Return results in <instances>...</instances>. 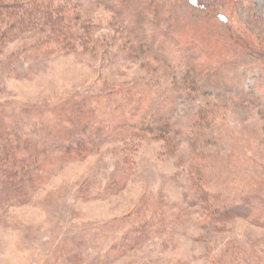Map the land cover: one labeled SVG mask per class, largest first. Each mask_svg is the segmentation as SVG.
Wrapping results in <instances>:
<instances>
[{"label": "rangeland", "instance_id": "obj_1", "mask_svg": "<svg viewBox=\"0 0 264 264\" xmlns=\"http://www.w3.org/2000/svg\"><path fill=\"white\" fill-rule=\"evenodd\" d=\"M54 1L80 37L1 45L0 138L83 154L0 183V264H264V0Z\"/></svg>", "mask_w": 264, "mask_h": 264}, {"label": "trees", "instance_id": "obj_2", "mask_svg": "<svg viewBox=\"0 0 264 264\" xmlns=\"http://www.w3.org/2000/svg\"><path fill=\"white\" fill-rule=\"evenodd\" d=\"M28 3L32 6L25 9ZM68 7L54 0H0V50L6 41L32 31L41 35L43 45L46 44L45 48L49 51L71 46L80 37L76 21L83 15L72 14ZM33 144L29 136L24 137L21 133L15 134L13 138H0V183L5 184L14 197L28 198L34 185L44 180L50 166H56L58 161L78 159L83 154L82 148H78L80 146L70 143L56 147L51 153L49 150L38 151ZM197 181H191V199H201V202L206 203L212 192L200 187ZM206 209L209 222L218 229H222L223 223L232 216L240 215L237 214L240 207L223 206L215 202ZM140 226L135 230H139ZM116 250L121 249L118 247Z\"/></svg>", "mask_w": 264, "mask_h": 264}]
</instances>
